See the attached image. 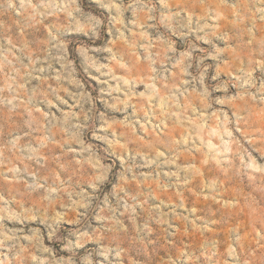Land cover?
<instances>
[{
  "label": "clouds",
  "instance_id": "obj_1",
  "mask_svg": "<svg viewBox=\"0 0 264 264\" xmlns=\"http://www.w3.org/2000/svg\"><path fill=\"white\" fill-rule=\"evenodd\" d=\"M0 264H264V0H0Z\"/></svg>",
  "mask_w": 264,
  "mask_h": 264
}]
</instances>
